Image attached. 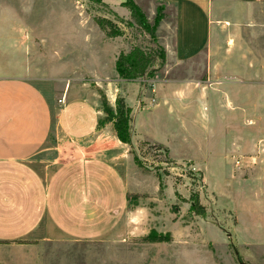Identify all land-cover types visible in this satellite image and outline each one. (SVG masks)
<instances>
[{
  "label": "rangeland",
  "instance_id": "rangeland-1",
  "mask_svg": "<svg viewBox=\"0 0 264 264\" xmlns=\"http://www.w3.org/2000/svg\"><path fill=\"white\" fill-rule=\"evenodd\" d=\"M124 3L0 0V42L13 38L19 27L29 29L31 60L46 69L51 82H57V63L75 68L79 84L105 95L115 117L128 107L119 96V53L134 47L151 53L153 75L129 83L142 89L141 109L158 110V119L148 120L144 111L137 115L140 134L128 179L134 190L105 238L9 249L20 264H264V1L247 10L223 0L225 21L212 30L205 55L183 65L167 60L165 44L171 46L173 28L164 7L132 1L151 30L156 14L163 15L152 36ZM98 18L110 20L122 36L106 37ZM165 20L168 25L161 26ZM158 84L161 92L182 90L187 96L182 103L171 96L165 107L156 97ZM130 116L132 138L137 133ZM103 120L100 125L110 124L112 134L113 121ZM56 143L68 155L69 146L56 134L47 147ZM55 152L39 154L37 168Z\"/></svg>",
  "mask_w": 264,
  "mask_h": 264
},
{
  "label": "crops",
  "instance_id": "crops-1",
  "mask_svg": "<svg viewBox=\"0 0 264 264\" xmlns=\"http://www.w3.org/2000/svg\"><path fill=\"white\" fill-rule=\"evenodd\" d=\"M133 1L162 6L165 18H172L173 40L165 48L167 60L176 65L204 56L212 30L227 14L223 0ZM227 1L248 10L264 0ZM167 25V20L161 24ZM27 30L19 27L13 38L0 42V264H20L9 249L13 245L105 238L134 190L128 179L134 169L132 145L140 134L137 115L144 111L152 120L158 113L156 107L141 109V87L122 80L119 96L131 109L137 135L132 134L130 146L119 142L110 124L100 125V95L79 84L75 68L57 63L54 84L31 60L34 41ZM161 87L156 97L165 107L171 96L181 103L187 96L182 90L161 92ZM53 134L69 146L68 155L57 143L47 147ZM49 150H56L53 159L37 168L35 158Z\"/></svg>",
  "mask_w": 264,
  "mask_h": 264
},
{
  "label": "trees",
  "instance_id": "trees-1",
  "mask_svg": "<svg viewBox=\"0 0 264 264\" xmlns=\"http://www.w3.org/2000/svg\"><path fill=\"white\" fill-rule=\"evenodd\" d=\"M100 2V0H96ZM133 0H126L124 5L129 9L131 16L135 19L139 26H142L144 30H146L152 36L154 35L157 24L160 22L162 18V14L159 16L156 14L155 17V25L151 30L148 25L145 23V18L143 14L139 11V9L132 4ZM96 24L99 29L106 35V37H118L122 36V32L117 29L113 23L105 18L96 19ZM161 59H164V54L161 52ZM153 57L151 53L139 48L134 47L127 53L120 52L116 61H115V71L119 78L124 81H134L145 76H152L154 69H152ZM101 97V109L105 115L104 122L113 121L114 132L119 140V142L129 145L131 144V134H130V123H131V109L129 107L125 108V111L118 110L117 117L113 116L109 103L104 95H100ZM116 107L121 106L122 101L120 99H116ZM123 103V102H122ZM135 158V157H134ZM198 202V199L196 198ZM198 204V203H197ZM201 212L204 211L202 207ZM191 209L195 210V202L192 201ZM198 212V211H197Z\"/></svg>",
  "mask_w": 264,
  "mask_h": 264
},
{
  "label": "built area",
  "instance_id": "built-area-1",
  "mask_svg": "<svg viewBox=\"0 0 264 264\" xmlns=\"http://www.w3.org/2000/svg\"><path fill=\"white\" fill-rule=\"evenodd\" d=\"M62 100H58V102L60 103Z\"/></svg>",
  "mask_w": 264,
  "mask_h": 264
}]
</instances>
